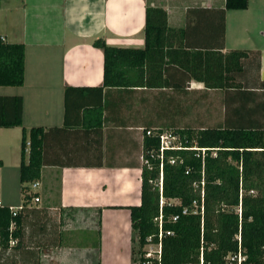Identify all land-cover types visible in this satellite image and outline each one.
<instances>
[{
    "label": "crops",
    "instance_id": "0c3cea01",
    "mask_svg": "<svg viewBox=\"0 0 264 264\" xmlns=\"http://www.w3.org/2000/svg\"><path fill=\"white\" fill-rule=\"evenodd\" d=\"M223 4L224 0H0V37L24 46L23 84L0 86V96H20L22 127L43 129L44 163L32 190L39 198L36 206L63 222L62 232L73 239L66 244L65 236L60 247L50 248L45 254L50 261L64 264L74 257L81 264H131L127 207L140 204L144 126L153 125L156 118L180 116L186 97L201 101L206 92L215 93L218 125L236 118L243 108L244 113L255 110L248 117L255 120L253 125L264 127V0H248L246 9L225 11L221 41ZM147 5L165 11L168 28L183 31L170 34L173 47L252 52L242 61L247 86L243 99L233 89L207 90L192 80L178 93L170 88L104 93L99 128L82 122L87 110L95 120V93L70 99L65 116L66 86L95 88L102 83L103 54L92 46L94 40L117 48H144ZM20 136L21 127L0 128V205L13 209L21 204Z\"/></svg>",
    "mask_w": 264,
    "mask_h": 264
},
{
    "label": "trees",
    "instance_id": "16d2710c",
    "mask_svg": "<svg viewBox=\"0 0 264 264\" xmlns=\"http://www.w3.org/2000/svg\"><path fill=\"white\" fill-rule=\"evenodd\" d=\"M247 2L224 0L219 9L221 41L224 12L246 9ZM175 32L183 34L167 27L164 10L147 5L143 49L117 48L103 39L94 40L92 46L103 54L102 83L95 88L66 86L65 116L70 99L95 93L99 102L91 110L95 120L88 117L87 110L82 122L99 128L104 93L112 89L129 93L137 88H170L178 93L192 80L207 90L233 89L243 99L247 86L242 81V61L252 52L221 54L173 47L169 36ZM23 81L24 46L0 37V86L19 87ZM238 110L236 118L196 131L173 127L172 117L156 118L153 125L144 126L140 204L127 207L131 264H264V127L253 125L255 120L248 117L255 110ZM162 121L169 122L166 133L173 142L171 149L160 152ZM13 127H21V204L14 216L8 206L0 205V264H42L41 256L61 241V221L30 205L36 197L31 184L39 180L44 163V131L22 127L20 96H0V128ZM159 212L160 255L148 259L143 248L148 237L153 244L158 242ZM173 216L176 221L171 220Z\"/></svg>",
    "mask_w": 264,
    "mask_h": 264
},
{
    "label": "rangeland",
    "instance_id": "374dc122",
    "mask_svg": "<svg viewBox=\"0 0 264 264\" xmlns=\"http://www.w3.org/2000/svg\"><path fill=\"white\" fill-rule=\"evenodd\" d=\"M263 26H264V22H263ZM216 95L213 92H206V95H204V97H202L201 101H197V98L194 100L193 96H189L186 97V101L185 103H181L180 107L184 110H182L181 115L180 116H172V120H171V124H173V127L176 128H189L192 130H199L200 128H205V127H215L216 125H218V123L220 122L221 119V114L219 112V110L217 109V103H216ZM163 122V121H162ZM163 124H165V126H162L163 129V133H162V137L160 139V143L163 145H170V143L172 144L173 140L167 137V133L166 131L169 130V128L171 126H169V122H163ZM152 132H154V130H151ZM142 164H143V160H142ZM12 197H14L15 199V193H13V191L11 192ZM19 199V197H18ZM163 201V199H162ZM14 202H17V200H14ZM173 202V201H171ZM31 206H35V205H40V202L35 203L33 201L30 202ZM238 212H239V208H238ZM51 219H57L56 216H52L51 215ZM63 222H61V224L59 225L60 227V236L61 241L63 239V237H65V241L66 244L72 242V238H70L68 236L67 231H63L62 232V224ZM63 234V235H62ZM61 241H60V245L61 246ZM66 248V246H65ZM151 248V257L150 259H155L157 258V254L155 253V250L157 249L156 244H151L150 246ZM149 247L148 246H144L143 251L146 253L148 251ZM78 250H81L80 248ZM50 254V251H48L46 253V255ZM45 254H43L41 256V263L42 264H57V262L55 263L53 260L50 261L48 256H44ZM80 258H78V262L76 261L77 258L73 257V261L71 262H64V264H81ZM241 260L240 257H238L237 262H239ZM73 262V263H72Z\"/></svg>",
    "mask_w": 264,
    "mask_h": 264
},
{
    "label": "built area",
    "instance_id": "2783aa9c",
    "mask_svg": "<svg viewBox=\"0 0 264 264\" xmlns=\"http://www.w3.org/2000/svg\"><path fill=\"white\" fill-rule=\"evenodd\" d=\"M148 134H149V132H147V135ZM166 135H167L168 138H170L168 134H166ZM161 137H162V134L160 135V139H161ZM170 139L173 140V138H170ZM28 145H29V143H27V146ZM171 145H172L171 143H170V145H163V143L162 144L160 143V152H162L164 149H171ZM37 185H38L37 182L32 183L31 184V190H34L37 187ZM160 185H161V181H160ZM32 201L35 202V203H37L39 201V198L38 197H34L32 199ZM162 204H163V201H162V198H160V206ZM17 209L10 208V210L12 212V216L15 215ZM185 213H186V210H183L182 211V214H185ZM176 219H177V216H173L171 218L172 221H176ZM156 221H157V224H158V234H157L158 242L156 243L157 249L155 250V253L157 254V258H155V259H159V255H160V240H161V237L163 235L162 228H161V215H160V212H159L158 218H156ZM166 234L169 235L170 232H166ZM146 242H147L146 246H148L149 249L145 253V257L148 258V259H150L151 253H152L150 246H151V244H153L152 243V238L151 237H148L146 239ZM9 244L10 245H13V241H10ZM147 263H149V262H147Z\"/></svg>",
    "mask_w": 264,
    "mask_h": 264
}]
</instances>
